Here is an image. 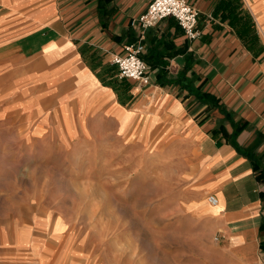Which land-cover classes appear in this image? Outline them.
Masks as SVG:
<instances>
[{
  "label": "crops",
  "instance_id": "0c3cea01",
  "mask_svg": "<svg viewBox=\"0 0 264 264\" xmlns=\"http://www.w3.org/2000/svg\"><path fill=\"white\" fill-rule=\"evenodd\" d=\"M187 1L196 40L173 18L133 25L149 0H0V97L154 148L196 209L188 264H264V0ZM141 40L150 85L112 64ZM27 246L0 239V264H21Z\"/></svg>",
  "mask_w": 264,
  "mask_h": 264
},
{
  "label": "rangeland",
  "instance_id": "374dc122",
  "mask_svg": "<svg viewBox=\"0 0 264 264\" xmlns=\"http://www.w3.org/2000/svg\"><path fill=\"white\" fill-rule=\"evenodd\" d=\"M12 97H0V239L28 244L18 262L188 264L196 209L154 148Z\"/></svg>",
  "mask_w": 264,
  "mask_h": 264
},
{
  "label": "built area",
  "instance_id": "2783aa9c",
  "mask_svg": "<svg viewBox=\"0 0 264 264\" xmlns=\"http://www.w3.org/2000/svg\"><path fill=\"white\" fill-rule=\"evenodd\" d=\"M199 16L198 9L187 0H149L147 10L134 20L133 25L146 32L167 18H173L189 39L196 40L201 36ZM144 50L145 45L141 40L126 45L122 53L113 56L112 64L119 69L122 79L151 84L150 68L141 56ZM208 201L212 206L218 205L214 195H210Z\"/></svg>",
  "mask_w": 264,
  "mask_h": 264
},
{
  "label": "trees",
  "instance_id": "16d2710c",
  "mask_svg": "<svg viewBox=\"0 0 264 264\" xmlns=\"http://www.w3.org/2000/svg\"><path fill=\"white\" fill-rule=\"evenodd\" d=\"M143 58V57H142ZM262 178V180L264 181V175L262 177H260V179ZM264 229V227H262ZM262 249H264V244H262Z\"/></svg>",
  "mask_w": 264,
  "mask_h": 264
}]
</instances>
